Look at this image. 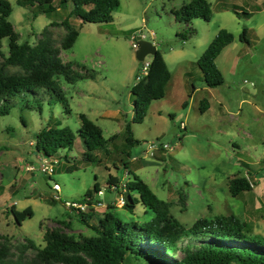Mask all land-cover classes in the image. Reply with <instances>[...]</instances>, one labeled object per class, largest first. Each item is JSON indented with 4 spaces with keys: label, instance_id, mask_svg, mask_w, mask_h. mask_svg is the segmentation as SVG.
<instances>
[{
    "label": "rangeland",
    "instance_id": "1",
    "mask_svg": "<svg viewBox=\"0 0 264 264\" xmlns=\"http://www.w3.org/2000/svg\"><path fill=\"white\" fill-rule=\"evenodd\" d=\"M207 1L209 19L183 21L178 10L190 0H119L111 21L71 16L78 33L68 48H61L66 28L59 22L72 7L71 0H52L51 12L41 11L47 3L37 0L24 5L10 0L8 20L19 41L33 44L47 28L62 60L79 74L73 82L56 76L68 111L47 94L38 99L26 94L15 95L9 111L0 114V245L8 246L11 258L19 253L33 256L45 242L46 228H60L78 239L93 235L78 212L64 204L80 199L88 189L102 202L88 207L95 216L112 204L109 209L123 220H149L153 211L140 201L132 209L117 205V192L107 188L110 174L121 185L135 175L142 178L186 228L201 217L234 213L249 232L264 235V0ZM244 27L245 40L240 38ZM220 28L233 39L215 58L223 81L208 86L197 59ZM138 35L154 42L170 77L164 95L150 100L143 119L134 121L131 87L152 55L136 58L131 42ZM6 40H1L4 52ZM26 99L33 106H27ZM80 112L107 139L105 146L91 151L92 159L78 137L71 148H59L52 156L36 150L35 135L41 128L66 125L76 132ZM126 123L133 144L125 141ZM152 141L168 147L149 151ZM54 159L52 174L39 170L42 160ZM31 164L34 168L28 169ZM235 176H246L251 189L233 195L229 180ZM55 181L58 191L52 189ZM94 182L103 194L92 190ZM13 204L19 210L29 205L32 215L17 222ZM189 241L196 240L177 243L176 256Z\"/></svg>",
    "mask_w": 264,
    "mask_h": 264
},
{
    "label": "trees",
    "instance_id": "2",
    "mask_svg": "<svg viewBox=\"0 0 264 264\" xmlns=\"http://www.w3.org/2000/svg\"><path fill=\"white\" fill-rule=\"evenodd\" d=\"M32 1L17 0L23 5L32 4ZM37 1L40 5L47 3L41 7L43 12H51L55 8L52 0ZM71 1L72 7L59 22L66 28L60 41L61 48H68L78 33L69 21L71 16L82 21H111L112 10L119 4V0ZM11 10L10 0H0V114L9 111L15 95L22 97L26 94H31L34 99L47 94L62 101L68 111L56 76L62 74L73 82L79 74L73 71L69 61L62 60L47 28L33 44L28 40L19 41V33L8 20ZM178 12L183 21L192 17L209 19L211 7L207 0H190ZM245 32L246 27L240 33L241 39L245 40ZM4 37L7 38L6 52L1 49ZM232 39L230 31L220 28L198 57L197 64L208 86H216L223 81L215 58ZM169 77L166 61L157 49L151 55L146 73L136 77L131 87L134 121L143 119L150 100L164 95ZM25 104L33 106L27 99ZM78 116L80 125L76 132L66 125L41 128L35 135L36 150L52 156L59 148H71L78 137L86 148L87 158L92 159L91 151L105 146L107 139L102 135L100 127L84 113L80 112ZM125 132V141L133 144L136 140L129 123L125 124ZM112 136L114 134L110 138ZM114 186V191L124 197V207L132 209L136 201H140L153 211V216L147 221L138 222L120 218L109 209L112 204L101 216H95V212L88 208L78 214L80 221L94 230L93 235L78 239L60 228H46L43 232L44 244L36 247L35 253L29 258L20 253L11 258L8 246L2 243L0 264H264V235L249 232L246 223L236 214H216L210 219L201 217L186 228L169 214L168 204L139 176L127 180L122 190L117 177L110 174L107 188L112 191ZM251 187L246 176H235L229 180V189L233 195ZM98 189L94 182L92 190L96 192ZM132 191L137 193V197L132 195ZM92 196V191L88 189L80 199ZM11 211L17 222L32 215L29 205L19 210L13 204ZM190 238L196 241L186 242L183 254L176 256L177 243ZM28 240L34 246L32 240Z\"/></svg>",
    "mask_w": 264,
    "mask_h": 264
},
{
    "label": "built area",
    "instance_id": "3",
    "mask_svg": "<svg viewBox=\"0 0 264 264\" xmlns=\"http://www.w3.org/2000/svg\"><path fill=\"white\" fill-rule=\"evenodd\" d=\"M132 47H134L135 49L138 47V44L135 41L131 42ZM149 61H145L142 65V72L137 76V78H139L140 76L144 75L147 71V67H148ZM159 146L161 147H168L167 143H158L156 144L155 142H150L148 144V150H152L155 148H158ZM57 159L51 160V161H46V160H42L39 164V170L45 174H52L54 171V162H56ZM34 166L31 164L28 166V169H33ZM119 186L122 187V190H124V185L119 184ZM115 187V186H114ZM112 187V189L114 188ZM52 189L58 191L60 189V184L58 182H53L52 184ZM97 195H101L103 194V190L102 189H98L96 191ZM54 198H58L59 195L58 194H54L53 196ZM116 200H119L120 204H117L118 202L115 201V203L119 206H123L124 204V197L120 192H117V194L114 197ZM64 204L68 207L71 208V210H75L77 212H83L85 210L88 209V207L90 205H92L93 207H97L99 205L102 204L101 200L99 198H94L93 196L91 198L86 197L84 199H77V200H64Z\"/></svg>",
    "mask_w": 264,
    "mask_h": 264
},
{
    "label": "water",
    "instance_id": "4",
    "mask_svg": "<svg viewBox=\"0 0 264 264\" xmlns=\"http://www.w3.org/2000/svg\"><path fill=\"white\" fill-rule=\"evenodd\" d=\"M138 47L135 50V56L138 60H143L147 53L154 54L157 50L154 42L142 38L140 35L136 36ZM36 152V150H35Z\"/></svg>",
    "mask_w": 264,
    "mask_h": 264
},
{
    "label": "crops",
    "instance_id": "5",
    "mask_svg": "<svg viewBox=\"0 0 264 264\" xmlns=\"http://www.w3.org/2000/svg\"><path fill=\"white\" fill-rule=\"evenodd\" d=\"M76 140V139H75ZM118 179V178H117Z\"/></svg>",
    "mask_w": 264,
    "mask_h": 264
}]
</instances>
